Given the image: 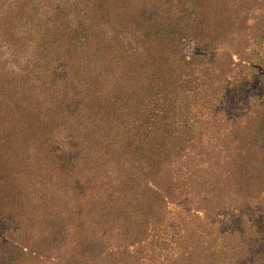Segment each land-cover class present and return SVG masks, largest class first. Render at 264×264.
Listing matches in <instances>:
<instances>
[{
    "label": "trees",
    "instance_id": "1",
    "mask_svg": "<svg viewBox=\"0 0 264 264\" xmlns=\"http://www.w3.org/2000/svg\"><path fill=\"white\" fill-rule=\"evenodd\" d=\"M263 197L264 0H0V264L201 260Z\"/></svg>",
    "mask_w": 264,
    "mask_h": 264
},
{
    "label": "rangeland",
    "instance_id": "2",
    "mask_svg": "<svg viewBox=\"0 0 264 264\" xmlns=\"http://www.w3.org/2000/svg\"><path fill=\"white\" fill-rule=\"evenodd\" d=\"M244 16V14H242ZM241 161L237 162L236 170H241ZM245 170H247L245 166ZM245 180H240V183H244ZM245 198L246 197H242ZM264 198V197H263ZM260 205L264 204L263 199H259ZM254 204L248 209H241L240 213L236 211V219H218L219 225L212 229V227H206V239L209 244V249L213 245L217 248V252L214 250H208L205 257L195 259L191 262H185L180 258L171 259H153L150 264H229L232 262L233 252L238 253L233 263L235 264H256L259 261L264 260V226L260 225L255 219L252 223V214L255 213ZM240 216V217H238ZM223 234V235H221ZM220 236L213 244V239ZM199 252V250H198Z\"/></svg>",
    "mask_w": 264,
    "mask_h": 264
}]
</instances>
